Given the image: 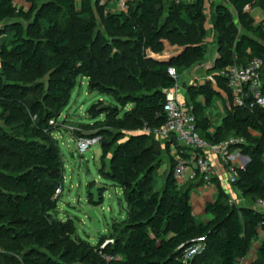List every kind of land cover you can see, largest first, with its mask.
I'll return each instance as SVG.
<instances>
[{
	"label": "trees",
	"instance_id": "16d2710c",
	"mask_svg": "<svg viewBox=\"0 0 264 264\" xmlns=\"http://www.w3.org/2000/svg\"><path fill=\"white\" fill-rule=\"evenodd\" d=\"M207 2L135 0L128 12L105 13L100 0H27L21 7L0 0V264H236L251 252L264 221V209L256 206L264 200V106L252 97L234 104L211 132L205 111L221 93L208 84L188 89L199 134L215 143L238 140L230 150L239 149L243 160L233 188L245 204L231 202L214 177L217 196L206 206L207 222L197 219L192 205V192L203 180L177 182L169 146L143 132L146 124L167 121L166 90L177 84L169 68L179 74L206 61ZM255 8L264 12V0H227L211 15L219 50L212 70L229 94L220 71L264 59V28L252 16ZM79 77L115 103L93 104V122L72 135L102 137L99 173L122 189L127 206L126 219L113 223L110 236L97 245L76 235L73 219L55 217L62 196L56 191L64 182L55 133ZM165 152L171 168L157 190ZM94 186L88 193L98 206L90 194ZM199 237L206 249L183 261V250ZM104 254L123 260L107 262ZM253 264H264V242Z\"/></svg>",
	"mask_w": 264,
	"mask_h": 264
},
{
	"label": "built area",
	"instance_id": "2783aa9c",
	"mask_svg": "<svg viewBox=\"0 0 264 264\" xmlns=\"http://www.w3.org/2000/svg\"><path fill=\"white\" fill-rule=\"evenodd\" d=\"M135 0H100L104 6L105 13L128 12L132 2ZM178 3H188L193 0H175ZM112 5V6H111ZM250 8L248 7L247 10ZM264 28V18L260 20ZM1 25V24H0ZM263 70L264 59L261 57H252L247 63H235L229 65L220 71L221 77L225 78L228 88L231 92L233 103L241 106L246 99L252 97L256 103L264 106L263 93ZM169 74L177 79L178 72L175 67L169 68ZM212 80L214 78H211ZM179 86L166 90L167 100L164 105V115L167 118L165 125L161 127H150L145 125L143 132L153 135L162 142L169 145L172 156L175 159L173 174L174 178L180 184L192 180L202 179L204 185L212 186V179L217 176V171L209 154H213L229 167L227 177H218L221 184L230 193L233 183L237 180L236 166H232L230 150L232 143L238 141L230 139L226 142L215 143L203 138L197 130V117L194 112L193 104L178 96ZM78 153L83 155L94 145H102V137L97 135L93 137L77 138ZM178 147H182L181 153ZM63 194V187L56 191V197ZM231 202L237 200L231 197ZM257 208L264 209V200H259ZM258 239L261 244L264 242V221L258 228ZM113 242L108 239L106 243ZM105 243V244H106ZM206 239L199 237L191 245L185 248L181 254V259L185 262H191L198 254L206 249ZM107 262L123 260L119 254H104ZM255 260L250 253L238 260L236 264H251Z\"/></svg>",
	"mask_w": 264,
	"mask_h": 264
},
{
	"label": "rangeland",
	"instance_id": "374dc122",
	"mask_svg": "<svg viewBox=\"0 0 264 264\" xmlns=\"http://www.w3.org/2000/svg\"><path fill=\"white\" fill-rule=\"evenodd\" d=\"M218 3H227V0H208L207 2L209 51L206 63L209 65L214 63L219 51L211 20V15L216 12ZM251 12L258 22L264 18V12L260 13L255 10H251ZM94 13L99 30L105 32L103 16L95 4ZM235 16L238 21V13L235 12ZM200 68L199 75L214 73V71L207 72L206 67L201 66ZM185 81L186 75L184 73L178 76L179 86ZM101 100L105 104L115 103L109 95L97 91L92 92L88 86V79L79 77L72 92L70 103L59 119V123L63 127L55 133L64 161V188L59 200V217L63 221L69 218L73 219L76 226V235L92 245H97L101 239L108 238L112 232L113 223L121 222L127 217L126 202H123L122 208L119 206V199L124 198L122 189L114 185L113 182L101 177L99 173L102 146L99 144L94 145L86 153L80 155L77 150L78 143L72 137L73 129L79 128L81 124L93 122L88 110L93 104ZM164 159L162 168L155 175L157 190H160L164 185L166 175L170 170V158L167 152L164 153ZM92 184L104 188L103 202L99 206H95L90 201L88 186L90 187ZM89 212H93L99 219V229L94 227V221L89 217ZM254 251L256 252V258L259 249H254Z\"/></svg>",
	"mask_w": 264,
	"mask_h": 264
},
{
	"label": "crops",
	"instance_id": "0c3cea01",
	"mask_svg": "<svg viewBox=\"0 0 264 264\" xmlns=\"http://www.w3.org/2000/svg\"><path fill=\"white\" fill-rule=\"evenodd\" d=\"M14 2L18 7L27 5V0H14ZM251 10H253V11L255 10L256 12L258 11L260 13L263 12L260 8H255V9H251ZM252 16H253V14H252ZM217 57H218V54H217ZM217 57L215 58V61H216ZM207 58L208 57H206V59ZM215 61L212 65H209L208 63H206L207 61H204V62L199 63L198 65H196L192 68L180 71V73H179L180 75L183 73L186 75V81L183 82L182 84H180V86H179L178 81H177V84L179 86L178 96L182 99H187V100L191 99L190 94H189V90H188L189 87L197 86V85H203V84H208L221 93L220 97L215 99L212 102V104L205 111L207 117L209 118V120L211 121V124H212L211 129H210L211 132H214L216 127H218L222 123L224 116L227 114V112L229 110L232 109V107L234 105L231 94H229L227 91L221 89L218 86V84L214 78V74L208 73L206 75H199V71L201 70V68H200L201 66L206 67L207 72H212L213 71L212 69L214 68ZM211 78H214V79L212 80ZM198 100L203 101V97L200 96L198 98ZM72 137L77 141L76 137H74L73 135H72ZM156 139L159 142H161L162 145L166 148V146L168 144L162 142L158 138H156ZM170 153H171V151H170ZM209 157L212 159V161L214 163V166H215L216 171H217V176L218 177H227L229 174V170H230L229 167L227 165H225L224 163H222L218 159V157H216L215 155L209 154ZM230 159H231L230 164L232 166L235 165L236 167H239L240 165L243 164V160L240 157V150L239 149L235 150L232 153ZM170 168H171V166H170ZM160 174H162V173L160 172ZM230 195H231V197L235 198L238 203L245 204V202H246L245 198L243 197L241 192H239L235 188L231 187ZM216 196H217V192H216L214 183L212 186H206V185L198 186L193 190V192H192V205L194 208V213L200 222H207L211 218V216L207 213L206 206L209 202H213L216 199ZM123 202H125V199L123 200ZM260 246H261V242L257 238L254 241L253 247H252L251 252H250V254L253 257H255V255H256V252L254 251V249L258 250V249H260ZM256 258H255V260H256Z\"/></svg>",
	"mask_w": 264,
	"mask_h": 264
},
{
	"label": "water",
	"instance_id": "95a60500",
	"mask_svg": "<svg viewBox=\"0 0 264 264\" xmlns=\"http://www.w3.org/2000/svg\"><path fill=\"white\" fill-rule=\"evenodd\" d=\"M103 192H104V188L100 185H95L90 191V194L93 196V202L97 204L98 206L101 205V203L103 202V194H104ZM123 200L124 198L119 199L120 208H122ZM88 215L94 221V227L99 229L100 222H99V219L96 217V215L93 212H89ZM55 217L57 220H59V212L55 213Z\"/></svg>",
	"mask_w": 264,
	"mask_h": 264
}]
</instances>
